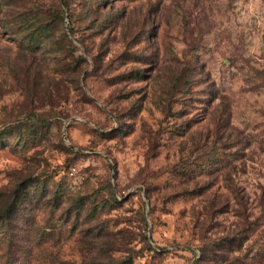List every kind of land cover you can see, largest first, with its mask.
<instances>
[{
    "label": "rangeland",
    "instance_id": "obj_1",
    "mask_svg": "<svg viewBox=\"0 0 264 264\" xmlns=\"http://www.w3.org/2000/svg\"><path fill=\"white\" fill-rule=\"evenodd\" d=\"M40 1L0 9V264H264V0H42L65 50L9 30Z\"/></svg>",
    "mask_w": 264,
    "mask_h": 264
},
{
    "label": "trees",
    "instance_id": "obj_2",
    "mask_svg": "<svg viewBox=\"0 0 264 264\" xmlns=\"http://www.w3.org/2000/svg\"><path fill=\"white\" fill-rule=\"evenodd\" d=\"M14 1L15 0H0V9L12 5ZM40 3L41 4L38 6L36 4L31 11H20L17 16L15 15L13 20L8 23L9 30H12V33L16 35V33H20L23 29H31L32 32L38 33L37 35H33L32 32H30V35H33L31 37L33 43H36V40H41L42 42L48 41L46 47H57L62 48V50L68 49L69 44L67 43V35L61 31V27L65 21L63 9L58 7L54 12L50 13L49 16H46V12L42 9L44 3L42 0ZM50 39H52V41H50ZM44 43L45 42L42 44ZM15 208V203H12L10 204V208L4 211L6 220L11 219V215Z\"/></svg>",
    "mask_w": 264,
    "mask_h": 264
}]
</instances>
